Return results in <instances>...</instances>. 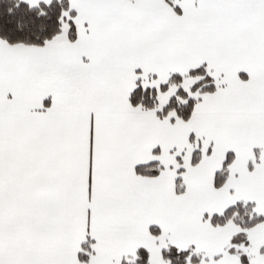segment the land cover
Masks as SVG:
<instances>
[{
  "label": "snow or ice",
  "instance_id": "snow-or-ice-1",
  "mask_svg": "<svg viewBox=\"0 0 264 264\" xmlns=\"http://www.w3.org/2000/svg\"><path fill=\"white\" fill-rule=\"evenodd\" d=\"M0 264H264V0H0Z\"/></svg>",
  "mask_w": 264,
  "mask_h": 264
}]
</instances>
